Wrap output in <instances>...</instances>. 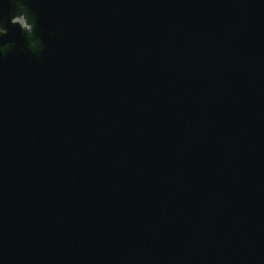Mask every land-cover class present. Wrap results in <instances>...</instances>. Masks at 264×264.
<instances>
[{"label": "water", "instance_id": "95a60500", "mask_svg": "<svg viewBox=\"0 0 264 264\" xmlns=\"http://www.w3.org/2000/svg\"><path fill=\"white\" fill-rule=\"evenodd\" d=\"M0 13V264H264V0Z\"/></svg>", "mask_w": 264, "mask_h": 264}, {"label": "flooded vegetation", "instance_id": "af4514ba", "mask_svg": "<svg viewBox=\"0 0 264 264\" xmlns=\"http://www.w3.org/2000/svg\"><path fill=\"white\" fill-rule=\"evenodd\" d=\"M24 12L25 11H24V8L22 7V5L16 4L15 9L12 8V11H11V17H12L11 23H13V24L16 23L17 19H15V18H17L18 16L27 20L28 18L26 17V13H24ZM0 14L2 15V13H0ZM3 34H6V31H5L4 23L1 21L0 22V35H3Z\"/></svg>", "mask_w": 264, "mask_h": 264}]
</instances>
